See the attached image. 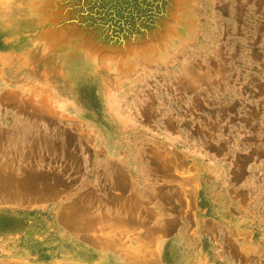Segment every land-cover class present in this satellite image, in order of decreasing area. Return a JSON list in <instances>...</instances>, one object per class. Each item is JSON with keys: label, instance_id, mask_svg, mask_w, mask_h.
Wrapping results in <instances>:
<instances>
[{"label": "rangeland", "instance_id": "1", "mask_svg": "<svg viewBox=\"0 0 264 264\" xmlns=\"http://www.w3.org/2000/svg\"><path fill=\"white\" fill-rule=\"evenodd\" d=\"M0 66V110L43 129L0 133V264H112L57 227L63 193L68 220L81 207L89 128L192 176L204 209L233 197L239 264H264V0H0Z\"/></svg>", "mask_w": 264, "mask_h": 264}, {"label": "crops", "instance_id": "2", "mask_svg": "<svg viewBox=\"0 0 264 264\" xmlns=\"http://www.w3.org/2000/svg\"><path fill=\"white\" fill-rule=\"evenodd\" d=\"M8 86L13 84L0 72V89ZM41 121L27 112L0 110V133H10L18 126L29 128L32 134L36 129L42 132ZM89 136L88 158L82 159L79 148L78 159L73 160L75 167L86 168V176L76 179L72 193L73 201L81 206L79 213L75 206L72 220L65 217V193L58 207L57 227H62L63 237L67 227V241L73 247H92L99 255L98 263L112 258V264H175L181 257L191 264L189 256L195 251L193 264H207L212 251L221 264H239L243 235L233 197L232 208L217 202L211 211L204 209L199 206L192 176H164L154 166L145 170L139 158H129L136 150L130 154L133 144L128 140L109 137L107 131L101 134L98 128H89ZM133 162H138L136 170L129 172L125 165ZM88 200L95 201L96 208L86 214L82 205Z\"/></svg>", "mask_w": 264, "mask_h": 264}]
</instances>
